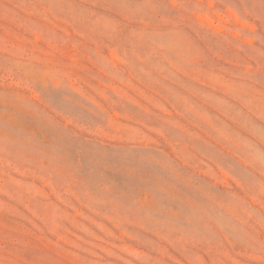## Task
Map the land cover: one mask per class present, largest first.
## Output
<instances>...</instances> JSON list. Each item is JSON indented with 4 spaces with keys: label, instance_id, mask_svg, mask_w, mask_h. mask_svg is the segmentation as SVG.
<instances>
[{
    "label": "rangeland",
    "instance_id": "1",
    "mask_svg": "<svg viewBox=\"0 0 264 264\" xmlns=\"http://www.w3.org/2000/svg\"><path fill=\"white\" fill-rule=\"evenodd\" d=\"M0 264H264V0H0Z\"/></svg>",
    "mask_w": 264,
    "mask_h": 264
}]
</instances>
